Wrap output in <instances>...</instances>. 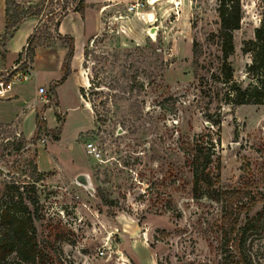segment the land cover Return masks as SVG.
<instances>
[{
    "label": "rangeland",
    "instance_id": "1",
    "mask_svg": "<svg viewBox=\"0 0 264 264\" xmlns=\"http://www.w3.org/2000/svg\"><path fill=\"white\" fill-rule=\"evenodd\" d=\"M77 1L43 2L33 48L61 44L54 33L59 6ZM129 3L109 1L113 10L78 56L86 79L79 95L89 113L69 80L56 98L53 84L45 90L44 121L37 116L34 132L32 121L24 136L0 127V195L12 181L40 180L35 226L44 264H264V99L225 105L222 87L212 83L223 79L210 78L218 61L208 42L218 29L217 0H154L145 20L126 13ZM40 4H18L17 13ZM240 6L227 62L233 82L245 88L255 81L245 73L251 57L243 49L264 25V0ZM206 119L219 121L212 129L219 201L189 194L186 153L191 137L209 127ZM18 143L23 148L14 151ZM86 143L97 160L85 154ZM78 175L88 186H78Z\"/></svg>",
    "mask_w": 264,
    "mask_h": 264
},
{
    "label": "trees",
    "instance_id": "2",
    "mask_svg": "<svg viewBox=\"0 0 264 264\" xmlns=\"http://www.w3.org/2000/svg\"><path fill=\"white\" fill-rule=\"evenodd\" d=\"M5 5L4 30L0 36V48L2 44L12 36L16 27L22 20L29 17H36L43 9L42 4L31 11L28 7L25 13H17L21 10L15 0H3ZM217 19L218 29L214 35H211V45H215L218 52L216 72L212 71L210 78L216 77L219 80L220 74L223 79L221 82L212 81L216 86L220 85L223 89L222 102L225 105H261L264 99V25L261 24L254 29L253 39L246 42L244 52L250 54L251 62L245 68L246 75L254 79L255 84L249 87L241 88L232 80V70L227 62L228 57L233 52L232 33L239 27L241 19L240 0H217ZM75 5V4H74ZM83 0H78L72 11L82 14ZM12 8V16H9V8ZM69 8L65 5L59 6L58 16L54 23V33L57 40L64 46L66 54L60 65L61 77L54 82V88L62 84L69 75V62L73 53V40L67 36H60L57 33L59 20L68 12ZM11 20V22H10ZM35 32V30H34ZM32 33L26 40L29 45L28 57L30 62L34 56L32 47ZM196 43L192 44V53L196 57ZM19 54L16 58L18 59ZM0 58L3 61L4 51L1 50ZM15 60V61H16ZM197 64V61H196ZM202 78V79H201ZM204 77H200V82ZM201 86V85H200ZM79 89V94H80ZM219 95V89L215 87ZM81 96V95H80ZM209 127L204 128L203 132L194 134L189 143L188 153H186L185 164L190 178L189 194L192 199L206 198L211 201H219L218 181H219V159L216 154L218 135L214 134V126L219 128V121H210L206 119ZM35 127L37 128L38 118L35 116ZM23 148L22 143L16 144L14 151H20ZM7 183L0 195V264H44L45 253L37 237L36 222L41 219L40 204L37 197L35 183ZM101 202L107 204L106 199L99 194ZM262 213L255 216L259 217ZM250 224V219H246L240 232H244ZM241 233V234H242Z\"/></svg>",
    "mask_w": 264,
    "mask_h": 264
},
{
    "label": "crops",
    "instance_id": "3",
    "mask_svg": "<svg viewBox=\"0 0 264 264\" xmlns=\"http://www.w3.org/2000/svg\"><path fill=\"white\" fill-rule=\"evenodd\" d=\"M41 1L42 0H15L17 4L22 6L35 5ZM109 1L112 0H83L82 14L69 9L59 20L56 28L60 36H67L73 40V53L69 62V75L62 84L54 88V97L56 98L60 87L69 80H72L75 89H77V100L80 104L83 103V107L88 113L89 108L79 95V89L85 86L86 79L84 80L78 75L77 59L78 56L81 55L85 43L99 32L102 18L110 12V10H113L111 4H108ZM113 1H117V3H131L134 0ZM4 10V2L0 0V36L4 30ZM40 23L41 20L34 17L25 18L20 22L12 36L2 44V49L0 48V51H4V61L0 65V70L9 69L15 63L22 46L27 38L34 33V30ZM65 54L66 50L62 44L55 43L48 48H34L29 78L25 82L14 85L10 93H8L7 98L0 100V127L11 129L14 134H21L24 136V126L27 122L30 123L32 121L31 127L34 132L35 116H42L41 118L44 121L43 113L46 107H42L40 102L42 96H40L37 91L40 87L44 90L48 89L49 86L60 79V65ZM63 120L62 118V123ZM81 132L84 131H80L79 133ZM23 138L28 139L27 137ZM39 170H41V168ZM42 171H44V169Z\"/></svg>",
    "mask_w": 264,
    "mask_h": 264
},
{
    "label": "built area",
    "instance_id": "4",
    "mask_svg": "<svg viewBox=\"0 0 264 264\" xmlns=\"http://www.w3.org/2000/svg\"><path fill=\"white\" fill-rule=\"evenodd\" d=\"M146 7H150L147 0H134L126 6L125 11L136 19L145 20L144 10ZM28 49L29 45L25 42L15 63L9 69L0 70V100L7 98L14 85L25 82L29 78L31 62L28 57ZM37 92L40 96L45 95V90L42 87L38 88ZM84 152L95 160L99 157L91 143L84 144Z\"/></svg>",
    "mask_w": 264,
    "mask_h": 264
},
{
    "label": "water",
    "instance_id": "5",
    "mask_svg": "<svg viewBox=\"0 0 264 264\" xmlns=\"http://www.w3.org/2000/svg\"><path fill=\"white\" fill-rule=\"evenodd\" d=\"M148 2V0H147ZM149 31H152V29H150ZM0 173H4L2 170H0ZM76 183H78L79 185H82L83 187L88 186V181L85 175H78L75 178Z\"/></svg>",
    "mask_w": 264,
    "mask_h": 264
},
{
    "label": "bare ground",
    "instance_id": "6",
    "mask_svg": "<svg viewBox=\"0 0 264 264\" xmlns=\"http://www.w3.org/2000/svg\"><path fill=\"white\" fill-rule=\"evenodd\" d=\"M153 1H154V0H148V4H149V5H152V4H153ZM151 32H152V31L148 32V34H149L150 36H153V34H152ZM77 185H78V184H77ZM78 186L83 187V186H81V185H78Z\"/></svg>",
    "mask_w": 264,
    "mask_h": 264
}]
</instances>
